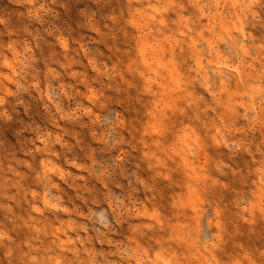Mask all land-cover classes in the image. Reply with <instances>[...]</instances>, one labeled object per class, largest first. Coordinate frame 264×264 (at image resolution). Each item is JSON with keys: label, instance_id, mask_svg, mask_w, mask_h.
Wrapping results in <instances>:
<instances>
[{"label": "clouds", "instance_id": "9594fccd", "mask_svg": "<svg viewBox=\"0 0 264 264\" xmlns=\"http://www.w3.org/2000/svg\"><path fill=\"white\" fill-rule=\"evenodd\" d=\"M0 264H264V0H0Z\"/></svg>", "mask_w": 264, "mask_h": 264}]
</instances>
